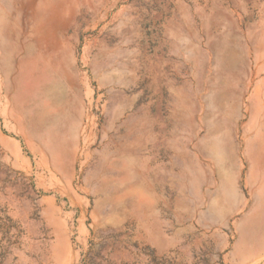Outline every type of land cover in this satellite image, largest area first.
Here are the masks:
<instances>
[{
    "label": "rangeland",
    "instance_id": "obj_1",
    "mask_svg": "<svg viewBox=\"0 0 264 264\" xmlns=\"http://www.w3.org/2000/svg\"><path fill=\"white\" fill-rule=\"evenodd\" d=\"M0 264H264V0H0Z\"/></svg>",
    "mask_w": 264,
    "mask_h": 264
}]
</instances>
